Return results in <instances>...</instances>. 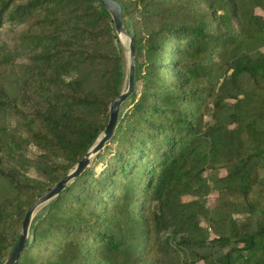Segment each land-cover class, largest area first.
Instances as JSON below:
<instances>
[{
	"label": "trees",
	"instance_id": "trees-1",
	"mask_svg": "<svg viewBox=\"0 0 264 264\" xmlns=\"http://www.w3.org/2000/svg\"><path fill=\"white\" fill-rule=\"evenodd\" d=\"M119 1L135 37L134 91L113 136L35 214L15 264H162L161 254L264 264V0ZM7 22L20 27L25 61H12L13 91L0 86V164L11 161L0 168V263L28 207L97 140L127 81L100 0H0V50ZM12 143L21 155L23 143L40 149L35 182L16 176L24 164ZM211 191L223 229L206 206Z\"/></svg>",
	"mask_w": 264,
	"mask_h": 264
},
{
	"label": "water",
	"instance_id": "water-1",
	"mask_svg": "<svg viewBox=\"0 0 264 264\" xmlns=\"http://www.w3.org/2000/svg\"><path fill=\"white\" fill-rule=\"evenodd\" d=\"M104 6L110 12L116 32L120 38L123 36L129 38V53L127 56V81L124 90L116 96L110 103V115L109 120L103 131L98 136L97 140L90 146V148L84 153L83 157L74 164L70 170L58 180L52 187L48 188L43 194L38 196L32 204L28 207L24 220L22 222V228L19 238L13 247L12 251L7 255L5 260L0 264H15L23 251L26 243L29 239L32 219L35 214L55 195H57L68 183L75 178L88 166L92 158L100 151L105 142L110 139L118 121L120 107L122 103L133 93L135 88V37L127 29L123 13L122 4L119 0H100Z\"/></svg>",
	"mask_w": 264,
	"mask_h": 264
},
{
	"label": "rangeland",
	"instance_id": "rangeland-1",
	"mask_svg": "<svg viewBox=\"0 0 264 264\" xmlns=\"http://www.w3.org/2000/svg\"><path fill=\"white\" fill-rule=\"evenodd\" d=\"M259 11H261L260 9H258ZM19 27V25L14 26V25H10L9 22H7L4 27H3V31H2V37L5 40L7 46L6 48L0 50V86H4L7 87L10 91H13V87L15 85L14 82V75L12 74V61H15L17 59V61H25V51L22 50L20 51L16 46H15V42H14V34L15 31L17 30V28ZM14 28V29H12ZM20 28V27H19ZM123 49L125 51L126 57L128 56V49H129V38L127 36H123V39L121 40ZM9 49V56L8 57H4L3 53ZM13 53H15L16 55H13ZM18 54V55H17ZM19 64V63H18ZM9 128L13 129L15 133H17L18 136H23L22 132L16 128V121L14 119H10L9 120ZM18 130V131H17ZM12 148L13 150L16 152V154H20L19 150L17 147L14 146V144L12 143ZM40 152V149L38 147H36L33 144H26L22 146V155L20 157L21 158V162L24 164V166L18 167V172L16 174V176L19 178V180L21 182H27V183H33L35 182L36 179L40 178V173L38 171V166L40 164L39 160H38V154ZM11 157V156H10ZM12 159H14L12 165H14L15 160H19L18 156L16 155H12L11 157ZM93 159V158H92ZM11 164V161H9V159L4 158L0 164V168L4 169V168H8V165ZM100 168V167H99ZM221 172H224V169H221ZM217 192H213L211 191L206 198V206L208 208H210V210L212 211V216L216 219V226L223 229L225 228V226L227 225V217L226 216H222L219 214H215L214 213V206L217 203L216 201V196H217ZM186 199H192L194 198L193 196H186ZM210 216V215H209ZM237 218H245V215L243 213H237L236 214ZM201 224L203 226H209V221L207 219V214L201 217ZM209 230H210V237H214L217 235V233L215 232V229L209 226ZM160 235L161 237H167L169 236V233L171 234V230H168L166 228H160ZM173 241V239H172ZM174 242V241H173ZM206 250H222L221 246H215V249H213V246L206 248ZM162 257L163 256H167L168 259L167 260H163L160 259V262L162 264H180V261H172L171 259V254H166L163 255L161 254ZM161 257V258H162ZM203 260L199 261V264H202ZM84 264H105L101 261H98V259H91L90 261H87Z\"/></svg>",
	"mask_w": 264,
	"mask_h": 264
}]
</instances>
